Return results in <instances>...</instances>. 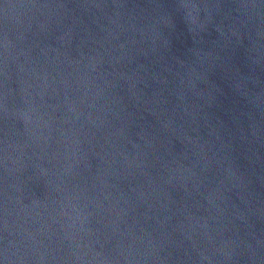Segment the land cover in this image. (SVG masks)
<instances>
[{
    "label": "water",
    "instance_id": "1",
    "mask_svg": "<svg viewBox=\"0 0 264 264\" xmlns=\"http://www.w3.org/2000/svg\"><path fill=\"white\" fill-rule=\"evenodd\" d=\"M0 264H264V0H0Z\"/></svg>",
    "mask_w": 264,
    "mask_h": 264
}]
</instances>
